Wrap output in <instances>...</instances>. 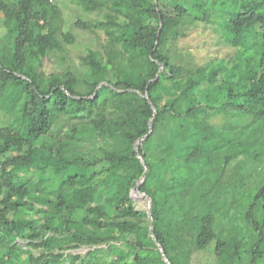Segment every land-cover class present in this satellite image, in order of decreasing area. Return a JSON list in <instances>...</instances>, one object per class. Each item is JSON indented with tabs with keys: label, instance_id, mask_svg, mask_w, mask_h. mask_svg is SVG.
I'll return each instance as SVG.
<instances>
[{
	"label": "trees",
	"instance_id": "16d2710c",
	"mask_svg": "<svg viewBox=\"0 0 264 264\" xmlns=\"http://www.w3.org/2000/svg\"><path fill=\"white\" fill-rule=\"evenodd\" d=\"M220 1L76 0L74 61L54 0H0V264H166L142 176L170 264L264 263V0ZM198 22L234 54L180 63Z\"/></svg>",
	"mask_w": 264,
	"mask_h": 264
},
{
	"label": "rangeland",
	"instance_id": "374dc122",
	"mask_svg": "<svg viewBox=\"0 0 264 264\" xmlns=\"http://www.w3.org/2000/svg\"><path fill=\"white\" fill-rule=\"evenodd\" d=\"M76 0H54L55 3L62 10L63 20L65 23V29L73 32L77 36L76 44L69 47L70 56L74 61H78V58L85 53V50L88 48H94L95 43L93 37L87 33L74 30L71 26L72 23L79 19L87 20L91 18L89 15L84 13V11L76 4ZM242 0H221L220 2L225 5V13L228 17L233 14L231 6H237ZM232 8V9H231ZM185 36L179 39L176 42V48L178 51V56L180 63L186 66H194L198 64L205 63L208 59L213 57L218 58H228L234 54L235 48L229 46L225 41L222 34L210 24L197 23L189 27H185ZM9 123V118L4 117L3 113L0 111V127L6 126ZM117 127L121 129L129 127L126 121L123 118L116 121ZM110 128H114L111 126ZM29 185L32 186L31 183ZM137 194V193H135ZM137 198L134 196V191L131 193V197L134 203V206L137 210L147 211L148 209V200L137 194ZM222 227H225V224L222 223ZM233 233V232H232ZM244 235H247L244 233ZM21 247H25V242H18ZM215 245L212 244L200 257H198L199 264H215L214 256L212 251L214 250ZM94 248L106 249V246H96V247H81L76 250H71L70 252L73 255L83 256L88 250ZM244 249V248H243ZM36 256L38 255L37 251L33 252ZM110 255H103L100 261H110ZM264 264V263H262Z\"/></svg>",
	"mask_w": 264,
	"mask_h": 264
},
{
	"label": "water",
	"instance_id": "95a60500",
	"mask_svg": "<svg viewBox=\"0 0 264 264\" xmlns=\"http://www.w3.org/2000/svg\"><path fill=\"white\" fill-rule=\"evenodd\" d=\"M162 68H163V67H162ZM162 68H161V69H162ZM143 98L147 99L148 97H147V95H143ZM152 109H153V111H154V113H155V108H154L153 106H152ZM149 131H151V120H150V122H149ZM139 141H140V140H139ZM139 141H137V142L135 143V151L137 152V158H139V159L141 160V157L138 155ZM141 162H142V160H141ZM142 164H143V162H142ZM144 178H145V177L142 176L141 180L136 184V186L134 187V189L132 190V192H133V191H137L138 194H140L141 196L145 197V198L148 200V209H147V211H146V214H147V219H148L149 222H150L149 235H150L151 239L153 240V242L155 243L156 248H157L158 251L160 252L162 260H163L166 264H170L169 261L167 260V258L165 257V254H164V252H163L161 246L158 244L156 238H155L154 235H153V230H152V225H151V222H152V217H151V201H150V199H149L144 193L140 192V190H139V186L143 183Z\"/></svg>",
	"mask_w": 264,
	"mask_h": 264
},
{
	"label": "bare ground",
	"instance_id": "6f19581e",
	"mask_svg": "<svg viewBox=\"0 0 264 264\" xmlns=\"http://www.w3.org/2000/svg\"><path fill=\"white\" fill-rule=\"evenodd\" d=\"M135 193H137V191H134V196L137 198L138 196H136V195H137L138 193H137V194H135Z\"/></svg>",
	"mask_w": 264,
	"mask_h": 264
},
{
	"label": "clouds",
	"instance_id": "9594fccd",
	"mask_svg": "<svg viewBox=\"0 0 264 264\" xmlns=\"http://www.w3.org/2000/svg\"><path fill=\"white\" fill-rule=\"evenodd\" d=\"M134 189V188H133ZM131 193H132V191L130 192V197H131ZM131 199H132V197H131Z\"/></svg>",
	"mask_w": 264,
	"mask_h": 264
}]
</instances>
